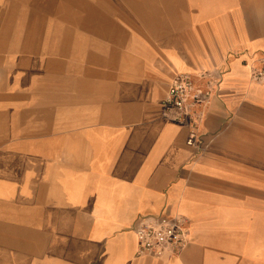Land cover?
<instances>
[{
	"label": "crops",
	"instance_id": "1",
	"mask_svg": "<svg viewBox=\"0 0 264 264\" xmlns=\"http://www.w3.org/2000/svg\"><path fill=\"white\" fill-rule=\"evenodd\" d=\"M264 0H0V264H264ZM214 79L196 142L162 115ZM190 241L138 254L136 224Z\"/></svg>",
	"mask_w": 264,
	"mask_h": 264
},
{
	"label": "built area",
	"instance_id": "2",
	"mask_svg": "<svg viewBox=\"0 0 264 264\" xmlns=\"http://www.w3.org/2000/svg\"><path fill=\"white\" fill-rule=\"evenodd\" d=\"M200 76L207 79L206 87L198 84L191 73L178 74L160 102L162 115L166 119L190 126V145L196 142L198 129L205 118L213 89L214 79L209 80V77L213 76L209 73H202ZM251 79L264 84V59L260 66L252 70ZM189 222L182 213L143 217L136 228L138 254L160 258L177 254L190 241Z\"/></svg>",
	"mask_w": 264,
	"mask_h": 264
},
{
	"label": "rangeland",
	"instance_id": "3",
	"mask_svg": "<svg viewBox=\"0 0 264 264\" xmlns=\"http://www.w3.org/2000/svg\"><path fill=\"white\" fill-rule=\"evenodd\" d=\"M205 73V72H204ZM177 214V213H176ZM169 215H173V214H169ZM149 216H152V215H149ZM154 216H159V215H154ZM136 228H137V224H136V226H135V231H136ZM136 234H137V232H136ZM137 237H138V235H137Z\"/></svg>",
	"mask_w": 264,
	"mask_h": 264
}]
</instances>
